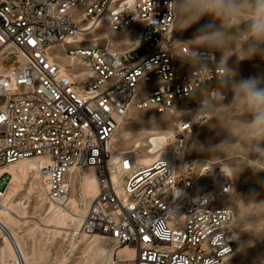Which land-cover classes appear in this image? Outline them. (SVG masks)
<instances>
[{"label":"built area","instance_id":"2783aa9c","mask_svg":"<svg viewBox=\"0 0 264 264\" xmlns=\"http://www.w3.org/2000/svg\"><path fill=\"white\" fill-rule=\"evenodd\" d=\"M176 6L0 0V170L38 160L46 199L59 201L71 194L74 174L92 167L99 193L75 235L109 243V264H224L240 236L223 201L234 185L230 168L185 154L193 131L209 123L211 103L227 99L235 74L214 51L178 40ZM102 23L136 37L79 42L85 28ZM60 53L82 69L64 72ZM134 109L175 119L167 151L156 148L149 164L133 150L114 152V136ZM9 176L0 173V202ZM13 244L16 263L31 264ZM121 248L131 255L120 256Z\"/></svg>","mask_w":264,"mask_h":264},{"label":"rangeland","instance_id":"374dc122","mask_svg":"<svg viewBox=\"0 0 264 264\" xmlns=\"http://www.w3.org/2000/svg\"><path fill=\"white\" fill-rule=\"evenodd\" d=\"M179 2L180 0H177V4ZM251 3L254 4L255 0H251ZM250 23L251 21L242 17L236 25L226 27L211 14H206L194 21L187 14L177 11L175 27L178 40L194 47H206L214 51L218 60L229 66L235 74V79L229 86L227 99L211 103L209 123L193 131L185 150L186 155L196 159L199 163L228 165L234 176L233 189L223 201L226 200L235 211L240 226V236L235 253L224 264H264V136H253L249 128L253 117L241 104L236 102L233 90L236 83L252 77L258 79L259 87L264 88V43L257 44L251 38ZM106 27V24L102 23L93 31V35L91 33L83 35L82 41L91 43L96 40L99 44L105 42L107 39L103 37L108 35L114 41L123 39L124 42L130 43L136 37V33L124 36L110 32ZM216 33L221 34V38L216 43L206 44L199 40V37L203 35ZM97 37H100V40ZM14 61L15 57L10 55L5 64L10 66ZM63 61L66 64L71 62L69 59H63ZM71 68L72 70L82 69L76 61ZM174 120L168 114L134 109L121 123L120 128L126 129H120L118 144L122 150H133L136 142L148 141L154 131L174 130L172 124ZM126 136L129 138L125 139ZM147 147H141L140 152H147ZM83 173L84 171L74 174V177H77L78 188L79 179ZM6 182L8 187L10 180L7 179ZM20 190L22 191H19L15 198L24 200L28 195V184ZM76 197L82 204L79 190L76 191ZM36 201V193H33L26 203L27 217L21 220L17 217L18 214L16 215L21 222L28 220L32 223L46 224L40 217L46 216L47 202L41 205ZM37 225L32 224L17 229L35 264H106L107 262L109 264L111 256L106 257L102 254L96 257L87 252V243L94 240L93 238H87L85 241L75 236L74 239L72 230L51 229L54 228V224L50 225V228H44L45 225L36 228ZM95 239L96 242L97 239L105 242L98 237ZM100 240H98L99 245H107L109 250H112L110 245L103 244ZM92 243H95V240ZM3 246L4 240L0 233V264H5V260L1 258Z\"/></svg>","mask_w":264,"mask_h":264},{"label":"bare ground","instance_id":"6f19581e","mask_svg":"<svg viewBox=\"0 0 264 264\" xmlns=\"http://www.w3.org/2000/svg\"><path fill=\"white\" fill-rule=\"evenodd\" d=\"M86 32H84L82 35L79 36V42L82 41L83 35H89L92 34L93 31H87L88 28H85ZM95 30V29H94ZM93 35V34H92ZM98 38V37H97ZM100 39V38H99ZM124 42V40H122ZM84 43V42H83ZM90 45H97V41L94 40L91 43L85 42ZM125 43V42H124ZM126 45V44H125ZM64 54L60 53V64L62 67V70L64 72H68L66 67H72V65L75 64V58L74 57H66ZM63 57V58H62ZM63 59H69L71 62L67 63L62 62ZM122 129L126 128H119L116 135L114 136V152L115 154H120L122 151L121 147L119 146L118 142L120 141L119 135L121 133ZM174 130L172 131H158V132H152V136H149L148 143L146 142H136L134 144V149L138 155L139 159L141 160V164H149L151 163L157 156L153 153L156 151V148H163V151H167L165 149L168 146L170 138L173 136ZM127 135V133L125 134ZM129 137L126 136L125 139H128ZM153 145V149L151 152H145L141 153L140 148L144 146H151ZM41 165V162H38L36 159H24L22 161L15 162L5 168L3 172L0 170V173H9L10 175V182L8 185V193L5 198H3L2 202H0V222L3 223V228H0V233L2 234L3 240H4V246L1 251V258L5 260V264H17L15 260V254H14V244L13 241L17 243L19 248L22 250L25 259L31 263L35 264L32 257L30 256L29 252L26 249V246L22 240V237L20 235V231H18V228L22 227H28L32 224H38L36 228L42 227L45 225L44 228H50V225L54 224V228L51 229H67L73 231V238L75 239V233L79 229V227L82 224V220L87 212V209L89 208L90 204L94 200V198L99 193V186L98 181L96 178L95 171L92 167H88L84 170V173L79 179L80 186L78 188L76 184V178H73V193L69 196H67L65 199H61L59 201L55 200H48L46 199L45 193L46 189L42 184V181L38 175V167ZM224 168H228L229 166L226 164H223ZM77 174V173H76ZM25 184H28V195L25 196L24 200H18L15 198V196H18V192L22 191L20 189L23 188ZM79 185V184H78ZM80 191L81 195V201L76 197V191ZM33 193H36V202L41 205H44L43 202H47L46 209L48 210L46 213V216H43L42 221L46 224L41 225L39 222H28V220L21 222V218L27 217V201L32 196ZM36 207V205H35ZM18 214L17 218L16 215ZM32 219V218H31ZM41 221V220H40ZM24 223V225H23ZM23 225V226H22ZM53 227V226H52ZM68 232V231H66ZM80 240L87 241V237L85 236H76ZM100 238L99 236L93 237L95 240L90 241L87 243V252L90 255H96L98 256H111L112 250L107 247V245H99L98 240L96 242L95 238ZM89 239V238H88ZM102 239V238H101ZM102 240H100L101 242ZM83 243V242H82ZM92 243V244H91ZM103 243V241L101 242ZM107 243L106 241L104 242ZM103 243V244H104ZM109 245V243H107ZM109 250V251H108ZM86 252V251H85ZM109 252V253H108ZM109 254V255H108ZM118 254L120 256H130L131 252L127 248H121L118 251ZM35 255V252L33 256ZM105 257V258H106ZM108 257V260H109ZM95 258V257H94ZM107 259V258H106ZM108 263V262H107ZM106 263V264H107Z\"/></svg>","mask_w":264,"mask_h":264},{"label":"clouds","instance_id":"9594fccd","mask_svg":"<svg viewBox=\"0 0 264 264\" xmlns=\"http://www.w3.org/2000/svg\"><path fill=\"white\" fill-rule=\"evenodd\" d=\"M179 13L187 14L192 20H199L206 14L219 19L224 26L236 25L243 17L251 21L249 35L257 43H264V0H180L176 6ZM220 33L199 37L202 43H216ZM236 102L249 112L253 119L249 125L253 136H264V88L259 87L257 78L241 80L233 86Z\"/></svg>","mask_w":264,"mask_h":264},{"label":"snow or ice","instance_id":"6c2138e0","mask_svg":"<svg viewBox=\"0 0 264 264\" xmlns=\"http://www.w3.org/2000/svg\"><path fill=\"white\" fill-rule=\"evenodd\" d=\"M28 42H29L30 44H31V43H34V41H32V40H29ZM144 239H145V240H147V239H148V237H147V236H145V237H144Z\"/></svg>","mask_w":264,"mask_h":264}]
</instances>
